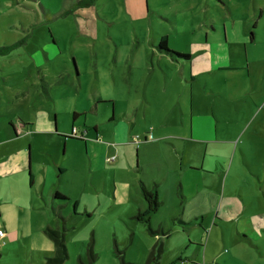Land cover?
<instances>
[{
	"label": "rangeland",
	"instance_id": "1",
	"mask_svg": "<svg viewBox=\"0 0 264 264\" xmlns=\"http://www.w3.org/2000/svg\"><path fill=\"white\" fill-rule=\"evenodd\" d=\"M222 1L0 0V155L10 157L6 165L12 169L0 180V229L5 233L0 238V264H45L46 257L57 252L44 232L49 226L64 235L67 258L61 264H264V232L241 234L237 227L245 225L232 222V213L237 214L232 199V211L227 210L231 193L249 213L263 210L257 198L243 206L238 193L242 189L262 196L264 145L249 153V161L236 154L226 177L231 154L220 188L217 173L205 170L218 160L210 158L204 168L190 166L198 170L193 173L198 176L196 201L190 199L179 209L168 206L171 216L154 213L148 223L136 217L142 210L137 197L143 198L136 185L143 180L141 172L146 179L153 175L152 160L159 151L142 149L143 166L138 149L142 142L137 144L147 131L157 137L151 125L168 114L167 130L183 135L186 129L172 112L175 103L187 109L186 121L195 119L193 106L205 93L195 81L193 92L181 86L182 74L264 73V33L258 32L254 42L227 40L223 30L209 23H219L227 14L222 15ZM227 1L231 10L237 7L240 12L256 3L264 7V0ZM164 34L172 55L156 49ZM215 55H225L226 61ZM217 63L227 68L209 72ZM166 78L172 91L162 99L167 105L155 103L145 113L138 110L137 117L134 110L125 112L131 106L129 97L146 89L152 92ZM125 120L133 127L128 131L130 147L108 146L115 143L113 135L121 136ZM27 121L36 132L24 133L23 140L13 127ZM95 130L97 140L107 147L104 154L91 146L86 149L84 141L95 139ZM207 132L201 129L193 136L206 137ZM212 148L226 152L220 143L189 142L185 153L209 154ZM112 153L117 158L109 163L105 156ZM33 171L39 173V188L28 183ZM191 172H183L184 178ZM188 186L192 189L191 183ZM55 191L66 199L54 197ZM183 209L184 218L179 216ZM198 211L201 214L194 217ZM250 224L253 230L263 226L258 221Z\"/></svg>",
	"mask_w": 264,
	"mask_h": 264
},
{
	"label": "crops",
	"instance_id": "2",
	"mask_svg": "<svg viewBox=\"0 0 264 264\" xmlns=\"http://www.w3.org/2000/svg\"><path fill=\"white\" fill-rule=\"evenodd\" d=\"M221 3L223 5L224 10L222 15L224 13L227 14L223 18H221V21L219 23H216L215 21H209V23L212 24V27L214 29L219 28L223 30L227 40H238L240 38H248L250 42H254L258 38H260L257 37L258 32L264 33V7H262L261 4L256 3L253 5L252 8H248V10L246 9L243 12H240L237 10V7H234L231 10L230 4L227 0H223ZM46 56H48V54ZM215 57H218L222 62L226 61L225 55H215ZM249 59L250 57H248V61ZM253 60L256 59L253 58ZM222 66H225V68H227V65H225V63H217L214 65V67L209 69V72L213 69L224 68ZM201 71L204 72L205 69H201ZM191 73L192 74H182L178 82L184 88H187L189 86L193 92V82L195 81L197 85H202V88L205 93L204 96L202 95L201 100L197 101V104H195L194 106L192 100V106L193 108H196V111H194V114L196 115L195 119L191 117L190 120L186 121L188 113L187 109L184 108L182 105L179 106L177 103H175L172 112H176V122L181 125L180 128L186 129L185 133L183 135H174L173 133L167 130V126L169 124L168 119L171 115L168 114L164 117L158 118L155 123L152 122L153 124L151 126L154 127L157 137L152 134L154 131H147L143 134V139L137 144L139 145L142 142L138 146L139 150H146L147 146L155 147L159 150L155 151L156 157L152 160L156 164V169L154 170L153 175H151L149 179H146L145 171H143V173L141 172V174L143 175L142 177L144 180L142 181L145 183L148 189L153 188L155 185V189L157 191L158 198L160 201V206L155 213L162 212L166 216H171L173 212L170 210L168 212L166 211V208H168V206L169 209H179L182 205L186 206L188 200L191 199L192 201H194L198 195V193L196 192V188L198 187V176L193 175V173L197 172L198 170L196 171V169H192V167L190 166L201 165L202 168H204L203 166L205 165V163L207 164L210 158L218 160V163H214L212 168H208L205 170H207L208 173H217L220 188L222 183L221 176L226 170L228 159L231 154L233 155V157L226 173V177L232 168L233 159L236 154H238L239 159L249 161V153H251L252 150L262 149V146L264 145V73L193 74L192 70ZM152 75L155 78H161L158 76V74ZM168 80L170 79L166 78L164 79V82L160 80V83H158V85H161V87H154L152 92L146 89L144 90L142 95L129 97L127 103L131 106L126 109L125 112L129 113V110H134L135 116L137 117L138 110L143 109V112L145 113V111L149 107L155 106V103H158V105H167V100L162 99L165 98L167 95H171L172 93V91L169 90V88L167 87ZM190 115L192 114L190 113ZM29 124L30 123L27 121L25 123L20 122L18 125L19 128L14 126V135L16 137L23 135V140L26 139V136H24L25 134L34 135L36 129L33 126H29ZM132 128V125H130L129 122L125 120L123 122L121 136L116 137L115 135H113L115 143H110L107 145L110 147H114L115 145H128L127 147H130L127 143H131L132 141L130 142L128 131H130V129ZM201 129L209 130V132H207L208 136L199 138L194 137V131H199ZM48 131H50V129H48ZM95 132V139H85L84 143L86 149L88 150L89 146H91L95 151H99L101 154H104L105 151H108L107 147L104 146L103 142L97 140L98 131L95 130ZM73 133L75 135L77 134V131ZM137 138L140 139L141 136L139 135ZM189 142L206 143L207 145L209 143H220L225 146L226 152H219V149L216 150L212 148V151H209V154H203L202 152H198L197 150L195 153H189L186 155L185 148L187 143ZM256 145H258V147ZM142 152V164L143 166H145V153L143 150ZM239 153L241 154V156L239 155ZM113 155L114 153L110 155L106 154L105 160L109 163H112V161H108L107 158ZM27 156L28 152L26 154V160ZM198 156H201V158L198 159ZM115 158H117V156ZM9 159L10 157L4 154L0 155V180H5L7 175H9V173L12 171L11 165H6V162H8ZM91 161L92 157L90 156V166L92 165ZM115 161L116 160H114L113 162ZM246 164L250 171L255 172L254 168L252 167V164ZM24 165L25 155L23 154V167ZM21 167L22 166L15 165L16 169H20ZM187 171L193 172L190 173V177L184 178L183 172L187 173ZM38 175V172L33 171V173L31 174V183L29 182L28 177L29 185L33 187H38V185H36ZM251 175H254V173H251ZM226 177L224 179V184L226 182ZM188 183L192 184V189H190ZM136 188L138 191H140L139 183L138 185H136ZM43 189L44 188H41L40 192ZM53 190L54 189H51L50 193ZM261 191L262 196L260 195V198L259 193L256 196L252 192L248 193L242 189H240V193H238L240 199L244 203L243 206H247L248 202L250 203L254 198L255 200L257 198L261 206L263 207L261 213H249V207L247 210L242 209L240 204L241 202L237 201L235 193L227 195V210L229 212L232 211L229 207L232 199L233 201L231 202V204L235 205V209L237 211V214H235L234 212L232 213V222L245 225L244 229H242L241 226L237 227L238 232L242 230L241 234H247V232H252L253 234H256L255 231H257L258 234L261 235L264 232V221H262L261 219V214L264 213V188ZM179 194L183 198L182 201H179ZM40 196L44 198L42 195ZM142 199L143 198H141V196H139V198L137 197V202L140 208L143 210L145 208V202H143ZM223 200L224 196H222L220 200L219 207L216 211V216H218V214L220 213V208ZM52 204L54 205V202H52ZM44 212L46 211L44 210ZM175 213H177V211ZM221 213L222 216H225V210H222ZM195 214L196 215L194 217H198L201 212L198 211ZM185 215L186 211L185 209H183L182 213L179 216L184 218ZM254 221H258V223L263 222V226L259 227L256 230H253V228L251 227L252 224L250 223H253ZM0 242H2V240H0Z\"/></svg>",
	"mask_w": 264,
	"mask_h": 264
},
{
	"label": "trees",
	"instance_id": "3",
	"mask_svg": "<svg viewBox=\"0 0 264 264\" xmlns=\"http://www.w3.org/2000/svg\"><path fill=\"white\" fill-rule=\"evenodd\" d=\"M156 49L158 50V52L167 53V54L171 53V55L174 54L173 52L167 50V36L165 34L159 38L158 43L156 45ZM175 56H179L186 60L189 59L190 57L189 55H180L177 53L175 54ZM29 182L31 183V174L29 176ZM140 191L146 206L143 210L137 212L136 217L140 221L148 223L150 221L151 216L159 208L160 201L155 186L151 189H148L147 186L143 183V181H141ZM53 196L57 198L66 199L58 191H55L53 193ZM74 205H76V201ZM45 233L48 236V238L53 241V244L57 248V252L55 255L46 257L45 264H61L64 261V259L67 258L64 235L59 230L52 229L49 227L45 229ZM154 264H158V263L155 262Z\"/></svg>",
	"mask_w": 264,
	"mask_h": 264
},
{
	"label": "built area",
	"instance_id": "4",
	"mask_svg": "<svg viewBox=\"0 0 264 264\" xmlns=\"http://www.w3.org/2000/svg\"><path fill=\"white\" fill-rule=\"evenodd\" d=\"M73 132H75V129L72 130V133H73ZM73 134H74V133H73ZM107 160L113 162V161L115 160V156L113 155V156H111V157H108ZM3 236H4V232H3L2 230H0V238L3 237ZM180 264H186V262H185V261H182V262H180Z\"/></svg>",
	"mask_w": 264,
	"mask_h": 264
},
{
	"label": "water",
	"instance_id": "5",
	"mask_svg": "<svg viewBox=\"0 0 264 264\" xmlns=\"http://www.w3.org/2000/svg\"><path fill=\"white\" fill-rule=\"evenodd\" d=\"M55 128V127H54ZM56 129V128H55ZM30 167V154L28 152V156H27V168L29 169Z\"/></svg>",
	"mask_w": 264,
	"mask_h": 264
}]
</instances>
